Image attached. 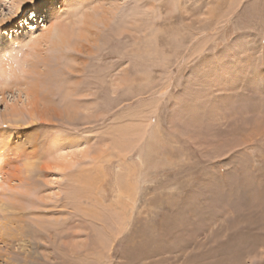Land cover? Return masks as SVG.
Instances as JSON below:
<instances>
[{"label": "rangeland", "instance_id": "1", "mask_svg": "<svg viewBox=\"0 0 264 264\" xmlns=\"http://www.w3.org/2000/svg\"><path fill=\"white\" fill-rule=\"evenodd\" d=\"M42 1L6 18L0 38L46 27L54 38L60 25L69 50L44 52L41 74L40 55L0 52L19 75L0 79V121L51 120L0 124V203L43 196L33 206L50 233L30 224V240L0 242V264L30 251L32 264L42 253L44 264H264V0H62L47 21ZM57 134L79 147L71 167H56ZM17 152L46 166L30 197L33 154Z\"/></svg>", "mask_w": 264, "mask_h": 264}, {"label": "bare ground", "instance_id": "2", "mask_svg": "<svg viewBox=\"0 0 264 264\" xmlns=\"http://www.w3.org/2000/svg\"><path fill=\"white\" fill-rule=\"evenodd\" d=\"M16 1L17 0H12V1L9 2V12L3 14V17L0 19V21H5L6 22L7 21L6 18L10 17L12 19L15 16L18 17L20 14L22 16V12H20L21 9H22V6L24 4L31 3V2H33L35 0H19L17 2ZM55 1H57V3H59V8L57 9V10H59L63 6L62 5V2H61L62 0H43L41 2V4L43 5V7L42 6L41 7L43 8L44 14H45V16L43 17L45 21H47V17H52V14L50 12H51V8H53L54 7V4H56ZM36 11L37 10L35 9V7H33V9L28 10L26 12V14L24 15V17L27 18L26 20H33V19H35L37 17V12ZM88 17H84V18L86 19ZM82 20H83V18H82ZM82 23H81V25H83V27H82V30H83L84 27L87 28V26H85V24L87 22H85V24L84 23L82 24ZM2 24H5V23H2ZM2 24H0V25H2ZM80 27L81 26H79V28ZM57 28H58L59 31L57 30L54 38L51 36L52 33H51V31L49 30L48 27H46L45 30H41L39 32V34H41V35H39V36L37 35L38 33L35 34V33L32 32V30H31V32L33 34L32 33L24 34V32H21V33L19 32L18 35L17 34L16 35H13L16 32L15 33L12 32V36L0 38V52L2 50L7 49V48L9 49V52L11 54L13 52H16V51H19V54H21V51H23L22 52L23 53L22 55L26 59H28L29 54H32V53H34L36 55H40V57H39V64H35V67H36L35 72L38 73V74H41V71L42 70H40L41 68L38 69L37 68V65H40V66L41 65H44V62H46V60H48L44 56H42V54L44 52H48V50H50L52 48H54V49L56 48V50L58 48L60 51H62V49H68V47H69V44L67 45L68 42L65 43V41L64 40H61V39L62 38H66L62 34L66 35L65 32H67L70 28L67 31L65 29H62L61 30L60 29V25L57 26ZM25 38H27V42H29V44L25 41ZM14 44L17 46L16 48H13L15 46ZM13 66H14V63L10 62L9 60H7V59L2 60L1 59L0 60V71L2 72L3 75H0V79L2 77H3L2 79H4V76H6V74H7L8 75L7 77L13 76L14 78L17 77V79L19 80V78H18L19 75L13 73L14 72ZM44 68L45 67H43V69ZM20 72L22 74L30 75L27 72L23 71L22 69L20 70ZM30 80H31V78H30ZM29 83H30V88L29 89H31L34 93H39V92L41 93L42 90H40V85H39L41 83V81H39L37 77L34 78V75H33L32 82H29ZM6 85L7 84H5V86ZM25 85H27V83ZM1 86H2V84L0 85V87ZM69 88L70 87H67L66 90L68 89V91H70ZM0 90H2V89H0ZM25 96H27V95H25ZM77 100L78 99H76V97H74V103L70 104L71 109L73 108L72 110L70 109V111L71 112L73 111L72 113H74V114L77 111V107H76ZM65 104H67V103H65ZM30 111H32V110H30ZM11 113L9 112V114H11L10 116L13 115L12 118L11 117L5 118V120L0 121V124L5 125V126L21 127L19 125L18 126H15L14 124L22 123V124H30L31 126L37 125L38 127L40 125V126H42V128L43 127L46 128V126L48 125L47 123H50L51 122L50 118H47L48 116H44L45 114L42 115V112L40 113V115H37V116H34V113L33 112H30L31 114L28 117L27 122L26 121L23 122L21 120V117L19 116L20 114H19L18 111L11 110ZM74 116H76V115H74ZM58 117H59V115H58ZM44 122H46V123H44ZM51 143H50L51 144V149H52V151H54V154L57 155V156H55V158H56V161L59 163L58 165L56 164L57 165L56 166L57 168L61 169V167H63L64 162H67V164H69L70 167H71V165H73V164L76 163V161L74 160V157H71L70 161H64L66 159V157H68L71 154V153L70 154H67V149H68V151L69 150L70 151L74 150V151H72L73 152L72 154L73 155H77V152L76 151L79 149V147H78V145H76V140H75V144H72V146L65 147L63 138L59 134H57L55 137L52 138ZM73 143H74V141H73ZM67 144H69V143L67 142ZM70 144H71V142H70ZM5 147H6V144L1 143L0 152L3 151V149ZM17 153H18V155L20 154V156H22L21 158H23L24 156L27 158V157H29V156H31L33 154L32 155L33 156L32 157L33 160H31L28 163H25L24 164V167H22L24 169L23 172H22V175L24 177V183H25V188H24L25 190H24V194H23L24 196L23 197H25V196H29V194H31L33 192V190H36V188H39L40 187L38 185V183H39L37 181L38 179H35L34 176H36V175L37 176H40V173L41 172H45L44 169H46V168H44V167H46V166H43V167L40 166V168L38 167V169H37V166L35 167L34 159H36V158L34 156V152H31L29 155L25 154L24 152L23 153L17 152ZM0 175H1V166H0ZM36 178H38V177H36ZM31 186H33V188ZM38 191H39V189H38ZM35 196L36 195H34V197ZM40 196H42V195H40ZM34 197L32 195L31 198L33 199ZM36 197L38 198L36 200H32V199L30 200L29 199V202L31 203V205H27L26 204L24 206V205H22V203H17V202H19V200H17V201L14 200L13 201L12 199H7V200H4L3 202L0 203V242L6 241L8 243H11V242H13L15 240H18V239L19 240L22 239V242L24 240H30V237L31 236L27 235V227L30 224L33 226L34 233L35 234L40 233V235H41L40 238H42V240L44 242H46L45 236H48L49 233H50V231L47 229L46 225H44L45 223H47L44 215H46L48 212H46L47 211L46 209H45V211L44 210L42 211L41 209H37L38 206H36L37 204L38 205H41V204L38 203V201L43 202L45 200V198L43 196L42 197L36 196ZM23 199H20L21 200L20 202H24V201H22ZM33 205H35L37 208L34 207ZM45 205L46 204H44V206ZM41 214H42V216H41ZM29 221H30V223H28ZM47 232H48V234H47ZM58 234L61 235V237H62L63 230H58ZM22 237H25V238L23 239ZM32 242H33V244H35V247L36 248H38L39 246L44 245V243H40L38 240L37 241H32ZM6 245H8V244L6 243ZM22 254H25V253L23 252ZM2 255L3 254L0 253V257H3ZM59 255H60V253H59ZM32 256H33V254L31 253V251L28 252L23 257V258H25V260L24 259L21 260L18 264H32V263H34L33 260H31L32 259ZM6 257L7 256H5V258ZM34 257H36V256H34ZM34 257H33V259H34ZM30 261H32V262L30 263ZM35 261L37 263H39V264H44L47 260L45 259V255L42 253V254L38 255V257L35 258Z\"/></svg>", "mask_w": 264, "mask_h": 264}, {"label": "snow or ice", "instance_id": "3", "mask_svg": "<svg viewBox=\"0 0 264 264\" xmlns=\"http://www.w3.org/2000/svg\"><path fill=\"white\" fill-rule=\"evenodd\" d=\"M5 23V21H0V24Z\"/></svg>", "mask_w": 264, "mask_h": 264}]
</instances>
